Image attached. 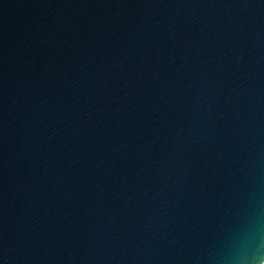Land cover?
<instances>
[{"label": "water", "instance_id": "95a60500", "mask_svg": "<svg viewBox=\"0 0 264 264\" xmlns=\"http://www.w3.org/2000/svg\"><path fill=\"white\" fill-rule=\"evenodd\" d=\"M0 264H264V0H0Z\"/></svg>", "mask_w": 264, "mask_h": 264}]
</instances>
